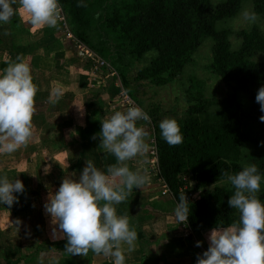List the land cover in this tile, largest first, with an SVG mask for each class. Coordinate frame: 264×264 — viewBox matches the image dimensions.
Wrapping results in <instances>:
<instances>
[{"label": "crops", "instance_id": "0c3cea01", "mask_svg": "<svg viewBox=\"0 0 264 264\" xmlns=\"http://www.w3.org/2000/svg\"><path fill=\"white\" fill-rule=\"evenodd\" d=\"M16 8L25 29L14 32L11 22L0 25V69L7 67L9 51H25L37 94L32 141L15 153H0V175L25 185L24 193L17 194L18 202L0 204V264H114L113 258L91 250L86 255L67 252V241L54 236L58 226L44 205L66 176L79 177L87 160L104 171L116 163L114 155L99 148L98 133L104 119L116 110L125 111L117 96L126 87L116 81L113 71L98 67L82 45L61 33L62 21L54 28L37 27L19 0ZM57 88L62 95L53 105L49 97ZM145 128L147 152L127 163L132 170H146L151 183L134 189L126 201L115 205L117 215L128 216L137 232L135 249L125 252L126 264H196L197 255L209 246L213 228L198 235L188 222L178 223L174 216L178 201L159 175V154L153 153L152 133ZM197 241L203 242L201 247Z\"/></svg>", "mask_w": 264, "mask_h": 264}, {"label": "trees", "instance_id": "16d2710c", "mask_svg": "<svg viewBox=\"0 0 264 264\" xmlns=\"http://www.w3.org/2000/svg\"><path fill=\"white\" fill-rule=\"evenodd\" d=\"M244 1L121 0L108 6L106 0H83L84 6H78V0H60L67 24L75 33L71 32L121 70L126 89L130 86L125 69L131 64L129 55L141 58L155 52L135 76L136 81L167 85L193 60L203 39L212 37L211 68L228 86L226 96L215 102L202 93L196 103L190 98L186 116L178 121L183 143L169 145L161 136L159 122L155 128L159 175L177 201L181 192L186 193L191 209L188 224L198 235L239 220V212L228 205L235 189L219 183L226 179L223 173L242 170L240 161L246 144L259 147V168L264 171V121L260 119L264 112L256 101L259 88L264 86V61L253 59L264 52V31H237L242 44L234 49L229 29H217L218 21L235 16ZM252 1L255 11L264 17V0ZM98 4L101 17L96 21ZM11 20L14 32L25 29L18 12ZM7 56L5 66L17 56L26 59L22 49H13ZM133 95L139 100L137 93ZM214 104L218 107L211 110ZM189 172L194 175L196 188H212L211 194L191 197ZM257 195L264 200V190Z\"/></svg>", "mask_w": 264, "mask_h": 264}, {"label": "clouds", "instance_id": "9594fccd", "mask_svg": "<svg viewBox=\"0 0 264 264\" xmlns=\"http://www.w3.org/2000/svg\"><path fill=\"white\" fill-rule=\"evenodd\" d=\"M17 0H0V25L11 22L17 12ZM19 6L29 14L34 26L57 27L64 20L60 0H19ZM78 6H84L78 0ZM246 24L259 19L251 8L241 12ZM37 86L33 82L30 64L22 57L0 69V153H15L26 148L34 136L33 115ZM61 90L55 89L49 97L51 104L61 98ZM256 101L264 112V86L258 90ZM264 121V116L260 117ZM151 121L150 115L133 104L125 111L116 110L101 122L99 148L115 156L116 163L106 171L92 160L78 178L66 176L53 194L49 193L44 205L52 218L54 236L66 239L65 249L73 255H86L89 250L97 255L113 258L114 264H126L125 252L136 247L137 232L128 216L117 215L115 205L127 200L134 189H143L151 183L147 171L132 170L128 161L148 150L149 132L138 122ZM162 138L172 146L183 143L179 122L165 118L160 122ZM94 135L92 139H96ZM234 186L228 205L239 212V220L218 225L209 235V246L197 255L196 264H264V200L257 194L264 183V172L256 164H244L242 170L229 175L223 173ZM25 191L20 179L10 180L0 175V204L12 206ZM189 200L181 192L174 209L179 224H187L190 215ZM21 222L16 221L19 225ZM202 241L196 246L201 247Z\"/></svg>", "mask_w": 264, "mask_h": 264}, {"label": "rangeland", "instance_id": "374dc122", "mask_svg": "<svg viewBox=\"0 0 264 264\" xmlns=\"http://www.w3.org/2000/svg\"><path fill=\"white\" fill-rule=\"evenodd\" d=\"M106 1L109 2L106 5L110 6L111 4L118 3L121 0H106ZM222 1L224 0H211L213 4H217ZM99 5L100 4L97 5L98 10L95 13V17H94L96 21L101 17ZM245 8H251L255 11L253 1L245 0L241 9L235 16L224 20H220L217 23L218 30L224 28L229 29L230 40L232 42V48L234 49L239 48L242 44V40L237 36V31H240L242 29L252 30L254 28H258L261 31H264V17L258 14L256 11L255 12L259 16V19L257 20L256 23L249 25L243 22L240 14ZM59 27L61 33H63L64 35L67 34V32L65 33L63 31V30L66 31V29L63 28L65 26L59 24ZM70 28L69 30L75 33L73 27L70 26ZM95 32H96V28L94 27V29L91 31L93 36ZM73 36L74 37H70V38L74 40L77 43V45H82V47L87 51L86 55H88L90 51L96 53L103 60H105L109 64V66L112 67L111 71L114 72L113 75L115 76L116 81H118L119 83L123 82L121 77V70H118L117 68L115 69L114 64H112V62L108 58L97 53V51L93 47H90L88 44L78 39L74 34ZM213 43L214 41L212 37H205L199 48L194 53L193 60L188 65H186V67L181 72L178 78L174 79L167 85H155L154 83L147 80H143L141 82L136 81L135 76L138 74L141 68L149 64V60L155 54V52L151 51L145 54L141 58H136L132 55H129V57L131 58V64L129 66H125V69L127 70L128 78L130 79V86L128 87L127 91L130 94V96L140 106H142L146 110V112L153 118L155 128H157L156 123L158 122L160 123L165 118H174L177 121L183 119L188 112L191 101L192 103H196L198 101L197 97L201 93L205 99L213 102L217 100H221L226 96L229 90L228 86L222 81V79L216 73L213 72L211 68L212 57H213ZM89 58L93 62H95L96 65L98 63V67H100L99 62H97V60L92 59L91 57ZM253 59L256 61H264V52H260L257 55L253 56ZM136 93L139 96L138 97L139 100L133 95ZM117 99L119 104H121L122 106L121 98L117 96ZM217 107L218 106L214 104L211 106L210 109L214 110ZM152 111L156 112L155 116L152 115L151 113ZM155 117H157L158 119L157 121ZM150 131L152 134L154 133L152 129H150ZM258 151H259V147H257L254 143L246 144L243 147V151H242V156L240 161L241 165L243 166L244 164H256L257 167L259 168ZM259 170L261 172H264L260 168ZM219 184L228 186L230 188H234V186L230 183V181L227 180V178L220 181ZM263 190H264V183H262L261 185L260 192H262ZM193 191L195 193V196L201 194H211L212 188H208L206 190H200L196 188Z\"/></svg>", "mask_w": 264, "mask_h": 264}, {"label": "built area", "instance_id": "2783aa9c", "mask_svg": "<svg viewBox=\"0 0 264 264\" xmlns=\"http://www.w3.org/2000/svg\"><path fill=\"white\" fill-rule=\"evenodd\" d=\"M62 14H63V16H64V20H63L62 22H63V24H64V26H65V29H66V32H67L68 36H69V37H74L73 34H72V32L69 30V26H68V24H67L66 16H65V14H64L63 9H62ZM88 55H89V57H91L92 59L97 60V62H99V66H100V67H107L108 69L112 70V67L109 66V64H108L105 60H103L100 56H98L96 53L90 51V52L88 53ZM97 65H98V63H97ZM113 74H114V72H113ZM119 97L121 98L122 106L125 108V110H126L129 106H131V105H133V104H135V105H137V106L143 108L142 106H140V105H139V104H138V103H137V102H136V101L130 96V94L128 93L127 89H125V88H123V87H122V89H121V93H120ZM143 109H144V108H143ZM144 110H145V109H144ZM145 111H146V110H145ZM150 118H151L150 123H149V122H145V121H140V122H142L147 128L152 129V131L154 132V133H153V136H152V140H151V145H150V146L152 147L153 153H155V154L158 156V147H157V142H156L154 120H153V118H152L151 116H150ZM157 161H158V160H157ZM157 169L160 170V168H159V163L157 164ZM188 178H189V180H190V186L192 187V183H196L195 178H194V175H193L192 172H189V176H188ZM190 196H191V197H195V193H194L193 189H192V191H191V193H190Z\"/></svg>", "mask_w": 264, "mask_h": 264}]
</instances>
